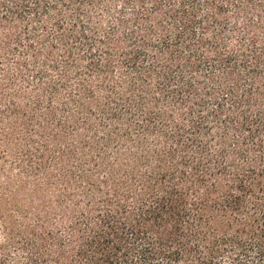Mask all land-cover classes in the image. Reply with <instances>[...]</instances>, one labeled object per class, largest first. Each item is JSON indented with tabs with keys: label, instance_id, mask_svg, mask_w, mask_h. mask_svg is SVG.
<instances>
[{
	"label": "trees",
	"instance_id": "trees-1",
	"mask_svg": "<svg viewBox=\"0 0 264 264\" xmlns=\"http://www.w3.org/2000/svg\"><path fill=\"white\" fill-rule=\"evenodd\" d=\"M0 264H264V0H0Z\"/></svg>",
	"mask_w": 264,
	"mask_h": 264
}]
</instances>
